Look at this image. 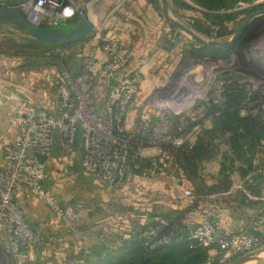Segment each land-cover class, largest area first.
<instances>
[{
  "label": "built area",
  "instance_id": "2783aa9c",
  "mask_svg": "<svg viewBox=\"0 0 264 264\" xmlns=\"http://www.w3.org/2000/svg\"><path fill=\"white\" fill-rule=\"evenodd\" d=\"M81 7V0H0V8L15 10L33 26L46 29L74 19ZM90 41L99 43L108 59L100 64L83 55L81 72L77 77L65 69L60 73L56 87L59 113H48L27 99H20L17 113L9 118L10 129L16 139L0 140V222L7 229L12 254L32 250L38 238L16 202L18 193L23 189L49 209L52 219L45 228L59 229L64 226L72 229L78 227L83 219L80 210L64 204L51 189L44 187L49 180L48 162L39 164L35 154L48 156L50 160L58 142L61 158L66 164L74 165L80 153L84 174L109 188L120 189L132 170L138 168L139 161L158 156L165 159L169 149H178L184 144L187 130L192 126L187 114L193 112L192 117L199 121L207 115L203 104L191 106L188 110L179 102L174 107L175 111L171 113L165 108L157 118L149 113L140 114L135 130H129L128 111L140 89L133 76L122 73L131 65L135 52L115 40L105 39L101 27H97ZM96 81L108 89L101 111L93 96ZM247 88L250 96L243 104V110L251 109V112L260 100L255 101L251 96V87ZM222 104L223 99L219 104L215 103L217 106ZM167 105L170 106V103ZM258 108L264 114V104L263 108ZM252 113L257 114L255 111ZM174 116L179 119L176 133L171 127ZM153 151L155 155H152ZM240 189L235 186V191ZM261 200L264 202V197ZM255 222L264 227L263 210L256 216ZM160 231V228L151 229L142 236L149 241L151 249L169 244L171 239L167 235L157 240ZM189 240L204 248L219 245L235 255L252 253L259 243L257 237L247 232L220 240L209 219L189 226Z\"/></svg>",
  "mask_w": 264,
  "mask_h": 264
},
{
  "label": "crops",
  "instance_id": "0c3cea01",
  "mask_svg": "<svg viewBox=\"0 0 264 264\" xmlns=\"http://www.w3.org/2000/svg\"><path fill=\"white\" fill-rule=\"evenodd\" d=\"M154 2L157 0H97L88 8L93 22L102 28L105 39L115 40L135 52L131 65L122 73V75L133 76L140 89L139 95L128 111V129L131 131L135 130L140 114L149 113L153 118H157L168 107L169 95H171L174 86L173 81L177 78L180 67L186 62L184 61L187 57L186 50L190 47L189 42L181 38L179 32L167 21H164L162 11ZM168 3H170L169 0ZM169 6L171 5L169 4ZM90 39L78 43V52H83L76 57L74 66L76 74L81 72L83 55L97 60L100 64L108 59L100 44L91 42ZM193 48L197 47L193 46ZM1 50L0 47V140L4 138L13 141L16 139V135L10 129L9 118L17 113V102L20 99H27L34 106L48 113H59L60 101L56 87L60 72L54 67H25L27 60L24 57L13 56ZM107 90L103 83L95 82L93 96L97 101L99 111L102 110L106 101ZM222 149L224 150L225 147L223 146ZM152 155H155V151L152 152ZM157 158L159 156L149 160ZM221 158L222 155H218L214 159L206 160L200 170L201 181L199 184L203 183L202 185L206 186V192L211 190L212 194L210 195H199L196 186L182 172L179 175L168 173L169 166L164 167L165 169L159 173L155 170L142 176L131 173L125 185L135 184L136 190L131 189L130 195L138 198L145 194L149 205L150 201L153 202V208L152 205L148 208L161 209L163 213L174 212L188 226L193 227L202 219H209L215 225L218 239L221 240L248 231L250 223L256 219L260 211L264 212V202L261 200L264 197V190L261 195L254 196L245 187L247 181L252 182L250 177L244 181L235 173L231 177L233 184L228 192L214 193L219 192L215 191L216 188L223 187L219 177ZM256 160H261L259 154L254 158V165ZM262 162L264 163V158ZM50 166L55 167L53 163ZM50 166L48 167L49 180L44 183V187L51 189L64 204L73 206L76 201L65 203L63 197L59 196L53 188V186L56 187V183L49 182L51 179L58 178L56 173L50 171ZM72 166L78 168L81 173L83 172L80 153L74 165L70 166L62 159V163L58 166L64 171L61 172L62 176L68 175V170ZM206 166L212 168L214 173L204 174ZM51 174L52 177H50ZM259 174L262 175L257 170L253 176ZM144 177L146 178L144 179ZM236 181L239 185L241 184V189L235 191ZM97 184H99L98 181ZM243 198H246L252 205H245L241 200ZM165 199L170 204V208L162 209L163 205H167L164 202ZM16 202L23 210L26 221L36 232L38 238L32 250L12 254L9 250L7 229L0 222V245L1 249L4 248L8 260L11 259L10 255H13L18 264H31L39 260H44L49 264H71L72 261L83 264V261L77 260L76 257L82 250L89 252L90 247L81 249L78 247L79 245H76L77 243L66 242V236L63 234L68 236L69 232L54 235L59 240H61V235L65 236V243L60 244V246H65V251L58 249L52 254L48 253V247L56 241L52 236H49V233L55 231L56 228L44 227L51 221L52 215L43 202L35 199L26 189L18 193ZM74 207L78 209V207ZM76 228L78 227L67 229L74 230ZM61 230H64L63 227H60L58 231ZM78 232L79 230L76 231V233ZM72 233L75 235L74 231Z\"/></svg>",
  "mask_w": 264,
  "mask_h": 264
},
{
  "label": "trees",
  "instance_id": "16d2710c",
  "mask_svg": "<svg viewBox=\"0 0 264 264\" xmlns=\"http://www.w3.org/2000/svg\"><path fill=\"white\" fill-rule=\"evenodd\" d=\"M190 1L200 9L201 14V19H189L190 29L200 37L203 36L209 40H214L229 37L231 34L228 33L227 25L236 22L240 15V12H236V9L241 4H252L257 0ZM173 3L179 9L193 10V7L184 0H173ZM11 4H16V2ZM154 4L159 7L158 2H154ZM263 8L264 6H255L241 13L251 15ZM174 15L178 18L180 17L177 12H174ZM78 23L76 16L74 19L60 25L59 31L69 32ZM9 27L18 31L22 37H16L9 32L7 37L0 42L2 52L24 57L27 60L25 67H54L60 73L65 69L73 77L79 75L75 73L74 69L76 57L83 52H78V43L57 48L40 46L24 39V36H28L26 31L14 26ZM214 34H216L215 37ZM221 51L226 50L204 49L202 50V55L218 58L222 56L220 55ZM247 87L248 85L241 84L235 80H225L222 92V106L213 104L212 100L198 103L197 107L202 104L206 106L207 115L205 119L201 121L195 119L192 117L193 112L186 115L192 126L187 130L184 144L178 149H174L171 157L169 154L167 155L169 159L168 157L165 159L159 157L154 160L144 159L139 161L138 168L133 169L131 173L136 176L145 175L153 170L159 173L165 169L164 164H167L169 166L168 173L172 172L175 175H179L182 172L196 186L200 193L199 195H210L212 194L211 190L206 192V186L202 185L203 183L199 184L201 181L200 170L203 162L222 155L219 177L223 187L216 188L215 191L219 192L214 193L228 192L233 184L231 177L236 173L244 181L250 177L252 182L249 183L247 181L245 183L246 189L254 196L261 195L264 190V176L260 174L253 176V174L256 171L254 158L264 149V114L261 112L257 114H242L243 104L250 96ZM178 122L179 119L175 116L171 120V127L174 133L177 132ZM223 146L225 147L224 150L222 149ZM241 200L245 205H252L246 198ZM127 209L130 208L120 206V210L123 212H126ZM130 210L134 212L132 217L127 218L132 234L130 239L119 238L124 249L129 246L127 257L124 258L122 256V248L112 252L101 241L99 242V247H90L89 252L80 251L76 257L77 260L83 261V264H225V262L222 263L221 256L212 257L211 252L214 250L212 247L204 248L189 240V226L177 217L176 213L158 214L154 210V212L140 216L134 208ZM120 218L116 217V221L121 220ZM156 228L161 230L157 240L164 235L169 236L171 240L168 245L151 249L149 241L142 236L144 233ZM248 231V234L258 238L257 249L264 247V227L257 225L254 220L250 223ZM239 256L241 255H237V257ZM31 264L49 263L39 260Z\"/></svg>",
  "mask_w": 264,
  "mask_h": 264
},
{
  "label": "rangeland",
  "instance_id": "374dc122",
  "mask_svg": "<svg viewBox=\"0 0 264 264\" xmlns=\"http://www.w3.org/2000/svg\"><path fill=\"white\" fill-rule=\"evenodd\" d=\"M184 1L193 7V10L186 11L179 9L174 5L173 0H169V4L171 5L170 10L176 20L189 27V19H201V14L200 9L192 1ZM157 2L159 3V0H157ZM255 6H264V0H257L252 4H241L236 9V12H240V15L236 22H232L227 25L228 33L231 34L229 37L214 40H209L203 36H201V38L205 41L215 42H227L231 40L233 34L241 27L247 18L253 14H242L241 12ZM159 7L160 11H162L160 3ZM261 10H264V8ZM174 12H177L180 17H176ZM162 17H164L163 13ZM94 24L96 26L98 25L97 23ZM59 27L60 26L57 27V30H59ZM9 32L13 33L16 37H22L18 31L9 26H0V40L5 39ZM92 35L93 34H91L86 40L88 41ZM180 35L181 38L189 42L190 47L186 50L187 57L184 60L186 62L182 65V67H180L178 70V76L173 81L174 86L172 87L171 95H169L170 100L168 101L170 106L167 105L168 107L166 108V111L171 113L175 111L174 107H176L179 102L184 108H189L188 110H191V106L196 107L198 103L203 101L209 102V100H212L213 104H219L222 99L221 91H223L224 81L229 79L230 81L235 80L241 84H246L248 87H251L252 90L250 92L253 99L255 101L260 100L258 104L252 108L253 111L250 112L249 110L251 109H247V111L243 110L244 112L242 111V114L247 115L254 111L257 113L261 112L259 111L258 106L263 108L264 104V17L257 18L251 22L244 31L240 40L232 48L226 51H221L220 55L222 56L218 58H211L206 55H202L201 49L195 42L182 34ZM215 36L216 34H214V37ZM193 46L197 48L194 49ZM250 103H252V101ZM167 153L171 157L173 150L169 149ZM258 154L261 160H256L254 167L256 168V171L258 170L259 173L264 175V163L262 162V159L264 158V149H262ZM52 163L55 167L60 166L62 163L58 142L55 144L51 160L48 162L47 167H49ZM51 167L52 166H50V171L56 173L58 177L49 181L51 184L56 183V187L53 186L54 190H56L59 196L63 197L64 201H66L65 203H69V201L71 202L72 200L76 201L73 206L78 207V209L83 212L84 218L78 226V228L81 226L79 229L76 228L74 230H69L63 226L65 231L61 230L59 232L58 230L60 228L53 232L50 231L51 233H49V236H52L54 239H56L54 235H57V233L60 234L69 232V234L68 236L63 234L66 236L67 241L64 239L65 236L63 235L60 236L61 240L57 238L56 241L48 247V253L52 254L53 251L58 249L63 250L65 246H60V244L65 243L64 240L69 243H77L76 245H79L78 247L81 249L86 247H99V242L103 241L102 244L107 246V248H110L112 252L118 251L122 248V256L124 258L127 257L129 246L124 249L119 238L123 237L125 240L130 239V235L132 234V229H130V223L127 219L134 215V212L130 209L134 208L140 216H144L147 215L146 213H150L152 211L154 212L152 209L153 202L150 201L152 208H148L150 205L145 194L138 198L132 197L133 195H130V190H136L134 187L135 184L133 183H129L127 186L125 185L126 187L124 186L120 189H112L106 185L100 183L97 184L94 177L86 175L83 172L81 173L78 168H74L75 166H72V168L68 170V175L64 174L63 176L61 172L64 171L61 167H58L57 169L55 167ZM203 172L204 174L214 173L213 169L208 166L204 168ZM50 177H52V174ZM145 178L146 177H144V179ZM234 185L237 187L241 186V184L239 185L237 181ZM166 201L167 200L165 199L164 202ZM166 203L167 205H163L162 209L170 208V204L168 202ZM120 206L130 209L123 212L120 210ZM156 212L163 213L161 209H157ZM116 217H121V220L116 221ZM78 230L79 232L76 233ZM73 231L75 235H72ZM245 232L249 233V231ZM212 248L214 249L211 252L212 257L217 255L221 256L222 263L225 262V264H230L243 256L241 255L237 257L238 254L235 255L228 253L219 245H214ZM262 248L264 247L259 249ZM68 251L70 253L69 249ZM10 258L9 259L12 261L6 258L5 250L4 248L1 249L0 245V264H18L15 262L13 255H10ZM72 262L71 264H77L74 263V261Z\"/></svg>",
  "mask_w": 264,
  "mask_h": 264
},
{
  "label": "water",
  "instance_id": "95a60500",
  "mask_svg": "<svg viewBox=\"0 0 264 264\" xmlns=\"http://www.w3.org/2000/svg\"><path fill=\"white\" fill-rule=\"evenodd\" d=\"M96 1L97 0H81L82 7L77 14L79 23L73 30L69 32H61L57 30L58 26H55V29L35 27L19 12L2 8H0V26H14L22 29L28 34L27 37H24L26 41L40 46L57 48L77 44L87 39L97 30V26L91 20L90 14L88 12V8ZM159 3L165 20L180 34L195 42L202 50H228L232 48L242 37L244 31L251 22L257 18L264 17V10L253 13L233 34L231 40L227 42L205 41L188 26L175 19L171 13L168 0H159ZM35 159L41 165H45L49 160L48 156H42L39 154H35ZM251 263L264 264V248L243 255L230 264Z\"/></svg>",
  "mask_w": 264,
  "mask_h": 264
},
{
  "label": "bare ground",
  "instance_id": "6f19581e",
  "mask_svg": "<svg viewBox=\"0 0 264 264\" xmlns=\"http://www.w3.org/2000/svg\"><path fill=\"white\" fill-rule=\"evenodd\" d=\"M91 20L93 21V19L91 18Z\"/></svg>",
  "mask_w": 264,
  "mask_h": 264
}]
</instances>
